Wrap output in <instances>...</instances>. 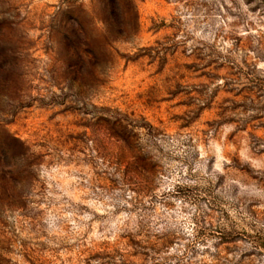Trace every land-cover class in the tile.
<instances>
[{
    "label": "rangeland",
    "instance_id": "374dc122",
    "mask_svg": "<svg viewBox=\"0 0 264 264\" xmlns=\"http://www.w3.org/2000/svg\"><path fill=\"white\" fill-rule=\"evenodd\" d=\"M0 264H264V0H0Z\"/></svg>",
    "mask_w": 264,
    "mask_h": 264
}]
</instances>
